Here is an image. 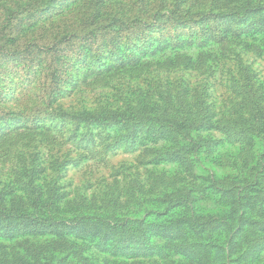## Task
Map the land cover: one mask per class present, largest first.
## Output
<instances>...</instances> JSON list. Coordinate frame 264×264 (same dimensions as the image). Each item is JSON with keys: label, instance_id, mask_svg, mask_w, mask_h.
I'll use <instances>...</instances> for the list:
<instances>
[{"label": "rangeland", "instance_id": "obj_1", "mask_svg": "<svg viewBox=\"0 0 264 264\" xmlns=\"http://www.w3.org/2000/svg\"><path fill=\"white\" fill-rule=\"evenodd\" d=\"M207 1L0 0V35L2 31L6 34L0 46L11 47L8 51L21 50L32 41L48 44V40L60 39L67 32L90 29L91 23H96L89 18L95 8L100 10V18L106 12L150 22L155 14L175 11L184 16L202 11L225 12L231 7L223 6L225 0H220L215 5L221 6L213 10L216 6L211 7ZM235 2L239 14L233 22L235 27L253 29V24L258 26L264 20V13L241 14L247 7H264V0ZM6 24L8 28L4 29ZM166 33L173 35V29L152 32L157 39ZM241 42L229 44L227 54L214 48L210 51L212 60L198 67L178 64L179 61L173 64L174 57L166 61L171 56L166 48L163 56L157 50L155 55L146 54L136 65L122 69L115 66L116 53L74 54L76 46L72 44L62 56L58 76L52 80L53 65L36 49L27 57L0 54V113L9 114L0 116V134L12 130L11 137L0 143V194L5 207L22 205L31 209L32 195L25 188L29 182L41 191L44 203L50 201L51 190L54 197L61 196L58 208L70 207L62 214L65 219L72 213L104 218L114 214L120 218H145L162 226L168 217L146 215L163 208L158 201L162 194L171 198L172 194H180L178 189L192 192V204L203 215L224 210L237 200L254 202L257 193L244 190V185L255 182L260 191L264 190V142L259 136L246 139L215 129L204 130L200 124L182 139L165 129L159 133L162 125L155 122L132 128L76 129L71 120L58 117L60 113L125 111L128 107L157 117L169 105L180 114L190 111V117L201 123L208 115L216 119L244 115L247 83L264 105V41ZM140 45L139 51L145 47L151 53V48ZM123 52L128 54L126 49ZM198 52L183 51L193 60ZM199 103L207 114L198 115ZM19 119L27 120L26 128L15 129L21 126L16 123ZM34 127L37 130H26ZM174 146L180 154H171ZM27 171L32 175L26 176ZM215 179L220 192L210 188ZM227 189L234 194H225ZM178 212L175 208L174 213ZM249 214L252 221L264 222L262 212L257 211V218ZM43 215L62 217L57 212ZM260 227L246 225L241 232L239 229L237 237L241 241L229 256H225L228 250L208 252L203 247L211 241L208 237H224L220 230L196 235L180 228L174 237H185L187 242L198 245L196 253L201 254V260L193 253L161 249L164 239L152 237L151 233L144 234L149 236L147 244L134 246L140 254L127 259L120 258L124 253L115 239L101 246L99 238L79 236L66 224L61 229L35 228L24 221L6 220L0 221V264H264V241L260 240L264 230ZM151 245L161 248L149 254Z\"/></svg>", "mask_w": 264, "mask_h": 264}, {"label": "trees", "instance_id": "obj_2", "mask_svg": "<svg viewBox=\"0 0 264 264\" xmlns=\"http://www.w3.org/2000/svg\"><path fill=\"white\" fill-rule=\"evenodd\" d=\"M219 1L220 0H209L207 2L211 7L216 6L213 7V10H218L221 4L215 5V3ZM222 3L223 6L231 5L230 9L225 12L202 11L196 14L186 13L184 16L172 11L155 14L150 22L141 21L139 19L130 20L127 17L119 18L107 14L106 12L103 13L104 18H100V10L95 8V13L91 16L89 15V18L91 21L96 20V23L92 22V27H90V29L84 30L81 28L77 32H67L66 35L60 39L48 40V44L41 40L32 41L24 44L21 50L14 49V51H8L11 47L8 48L2 45L0 46V54L27 57L32 54V49H36L39 53L47 57V60L50 61L49 65H53V71L50 76L51 80L58 76L63 63L62 56L66 50H69L72 44L76 46L74 54H88L90 52L99 56L107 51L116 53L118 62L115 66L117 68L119 67V69L127 65L134 66L141 58L145 57L146 54L153 56L157 53V50L161 54L160 56H163L166 48H168L171 53V56L165 59L166 61L174 57L176 62L172 60L173 64L179 61L178 64L198 67L212 60L213 55L210 51L214 48L220 50L222 54H227L230 49L228 46L231 43L241 42L243 39H251L258 42L264 41V20L258 26L253 24V29L250 27H245L244 29L235 27L233 22L236 18H239L238 7L235 0H225ZM176 9L178 8H175V10ZM251 12H254V15L264 13V7H247L241 14ZM160 21L166 22L161 23ZM3 27L6 29L8 25L6 24ZM168 28L173 29V35L169 36L166 33L165 35L159 36L157 39L156 36L152 34V32L158 31L163 33ZM5 37L6 34L2 31L0 43ZM141 43L151 48V53H148L145 47L139 51ZM124 49L128 51V54L123 52ZM190 49L199 51L196 60H193L192 57L183 53L184 50ZM50 85H54V82L52 81ZM243 104L244 115L238 114L237 116L239 117L229 119H216L212 115H208L204 123L192 119V117H190V115H192L190 111L183 110V113L180 114L170 105L160 111V115L157 117H151L145 113L141 114L139 110H134L131 107H128L125 111H82L71 115H68V113H60L58 117L62 120H71V122L75 124L74 128L76 129L80 126H101L105 128L125 126L127 128H132L146 122H155L160 123L159 126L162 125L159 127V133H162L165 129L166 132L169 134L171 133L172 136L178 134L182 139L188 138V134L201 124L204 130L215 129L246 139L259 136L264 142V105L248 83L245 86ZM204 114L207 113L201 105L198 115ZM7 115L9 114L0 113L1 117ZM186 116H188V119L184 118ZM26 121L27 120L24 119L16 121V123L21 124V126H17L15 129L19 130L21 128H26L27 126H24ZM33 124H35V122ZM26 130L35 131L37 128L34 127ZM11 132L12 130H8L0 134V139H2L0 140L1 144L11 137ZM12 135L15 137L17 136L15 134ZM159 136H161V134H159ZM176 153L180 154L179 149L176 151L174 146L171 154L174 155ZM263 158L264 156H262L261 164L264 178ZM32 173V171H27L26 176L27 174L30 176ZM215 182L217 183V179L214 180L213 185H210V188L214 189L215 192H220ZM254 183L244 185V190L248 189L250 193H257L254 202L244 200L242 203H239L237 200L231 203L226 209L207 215H203L198 206L192 204L195 198L190 190L184 192V190L178 189L180 194H172L171 198H169V194L167 193L162 194V198L158 201L162 204L163 208L148 211L146 215L157 218H162L163 216L168 217L167 222H163L165 225L156 226L153 222L145 220V218H120L118 215L114 214H112L114 217L104 218L86 215L74 216V213H72L70 218L65 219L62 214H65L70 207H67L66 210H60L58 208L56 203L61 202L59 198L61 196L54 197V190H51V197H49L50 201L44 203L41 191L29 182L25 188L30 191L32 195L30 198L31 209L22 205L5 207L3 204L4 199L0 194V203H2L0 204V221L16 219L24 221L27 226H33L35 228L49 227L54 229H61L64 224H66L69 227H73L79 236L90 235L92 237H88V239L99 238L101 246H106V242L115 239L124 253V256L121 255L120 258L127 259H134L140 254V252L134 249V246L147 244V242H149V236L144 234L151 233L152 237L159 236L164 239V244L161 245L162 248L158 245H151L147 253L153 254L154 252H158L155 249L159 248L168 250L175 249V251H179L184 255L193 253L201 260V254L196 253L199 246L187 242L185 237H183L184 239L174 237L175 233L178 232L180 228L186 232L193 231L196 235L215 233V231L217 232L220 230L219 233H222L221 235L224 237H208L211 241H208L203 247L208 252L215 251L224 253L225 250H228L229 253L225 254V256H229L241 241V239L237 237L239 229L241 232L246 225H250V227L252 225H258L262 226L260 228L264 230V222L260 220L252 221V217H250L249 214V212L255 214L257 218L258 211L262 212L264 215V190L261 189L260 191L259 185L255 186ZM223 192L225 194H234L231 189H227V191ZM33 193H35L34 197ZM258 201L261 204L260 207H257ZM175 208L180 212L175 214ZM31 211L35 214H32ZM49 212H57V214L62 217L51 218L43 215ZM263 215H260V218H264ZM218 238H220L221 241H218ZM255 240H259V237ZM260 240L264 241V237H261ZM250 243H252V241L248 242V244ZM246 248L248 250V247ZM115 257L117 256L115 255ZM200 263H202V261H200Z\"/></svg>", "mask_w": 264, "mask_h": 264}]
</instances>
